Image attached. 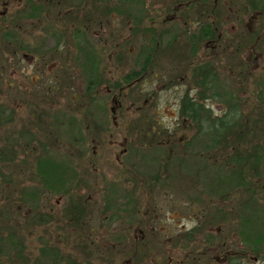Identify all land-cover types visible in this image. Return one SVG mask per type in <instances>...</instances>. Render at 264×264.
I'll return each mask as SVG.
<instances>
[{"label": "rangeland", "instance_id": "obj_1", "mask_svg": "<svg viewBox=\"0 0 264 264\" xmlns=\"http://www.w3.org/2000/svg\"><path fill=\"white\" fill-rule=\"evenodd\" d=\"M200 10L186 43L183 14ZM146 52L127 86L85 92L91 71L126 83ZM206 64L200 111L236 109L238 152L215 162L178 108ZM244 251L235 264H264V0H0V264H212Z\"/></svg>", "mask_w": 264, "mask_h": 264}, {"label": "trees", "instance_id": "obj_2", "mask_svg": "<svg viewBox=\"0 0 264 264\" xmlns=\"http://www.w3.org/2000/svg\"><path fill=\"white\" fill-rule=\"evenodd\" d=\"M194 12V11H193ZM8 35L6 34L5 37L6 39ZM9 39V38H8ZM189 55L191 56L193 54V52H188ZM147 62H149V54L148 52H146L144 54V59H143V64H141V66L139 67L138 71L135 70H131L130 72H128L126 75H124L122 77V82H126L124 84H121L120 81H112L110 79L106 80L104 83H102L103 80V76L101 75L102 79L98 80V76L99 73L98 71H91L92 73L87 77V82H86V86L85 92H89L90 89L93 88V86H96L95 88V92H97L103 85H105V89H106V94H108L107 92H112L113 90H115L116 88L121 89L124 86H127V83L130 82L131 79H135V77L137 78L141 73H143L150 64H147ZM95 67H91V70H94ZM208 68L209 66L206 64V66L204 67L203 71L201 72V77H193V84L194 86H192L193 88H196L197 90H199V92H197L196 96H192L188 93V91L186 90L185 93L181 96L180 99V103H179V114L180 116L185 119L188 120L189 123L191 124V126H193L194 131L196 128V133H202L203 135H205L208 137L210 144H206V148H210L209 149V156H210V162H215L217 158L221 157V151L223 150H231L232 147H234V149L238 152V150L236 149L237 147L230 143V141H228L227 139V135L229 136V132H230V127L229 124L231 123V121L234 119V116L236 115V109H225L223 111V114L220 117H213L211 116L210 113H208V111H203L201 112V107L203 106L202 102L204 100L205 94L204 92L200 91V87L201 90L205 91L207 89H211L214 87V82L210 81L209 83H207L208 79ZM211 78L213 79V76L210 74ZM138 93H140V91H137ZM201 106V107H200ZM204 108V107H203ZM204 121V122H203ZM188 123V122H186ZM237 124V122L232 123V126H235ZM159 124H157L156 126H158ZM164 129V127H160V129ZM232 128V127H231ZM230 129V130H229ZM193 131V133H194ZM159 133V131H158ZM192 133V135H193ZM146 137L150 138V135L147 133L145 134ZM152 136V135H151ZM184 142H187L189 139V136L186 135L184 138ZM207 141V140H206ZM191 142V141H188ZM215 149V150H213ZM214 151V152H212ZM46 161L42 160L41 163L38 162V173L41 174L43 172V169H45V165ZM165 164V163H164ZM41 171V172H40ZM243 184V181H241ZM239 184L241 185V183L239 182ZM222 217H224V214H221ZM220 224H222V222H220ZM203 223L197 224L195 226L192 227L191 231L186 232L187 236H191L192 232H194V227L196 228V232H202V227ZM235 226V227H234ZM232 230H229L231 233H234L232 231H238L239 234H242V227H237L236 225H234ZM219 229V227H218ZM195 233V232H194ZM193 233V234H194ZM219 234V235H218ZM223 234V233H222ZM211 237H215V238H221L220 233H217L215 235H211ZM261 237L260 236H256L254 237L250 244H248V249L249 251L253 252V253H257L259 252V249L257 247V245L260 244V240ZM209 241H211V238L206 239V243L208 244ZM220 244H222L223 246V242L222 238L220 239V241H218ZM251 245V246H250ZM239 256H232V254H229V252H225L222 256V258L220 259H215L213 258L212 264H233L235 262L236 259H241L243 257H245L247 255V253L244 252H240ZM256 254V256H258ZM261 256V255H259ZM264 257V256H262ZM234 261V262H233ZM235 264V263H234Z\"/></svg>", "mask_w": 264, "mask_h": 264}, {"label": "flooded vegetation", "instance_id": "obj_3", "mask_svg": "<svg viewBox=\"0 0 264 264\" xmlns=\"http://www.w3.org/2000/svg\"><path fill=\"white\" fill-rule=\"evenodd\" d=\"M204 15V12L203 10H200V12H191L190 14H183V16H185V19L188 20L190 17H192L193 19L191 21L188 22V27L185 26L183 32H182V35L179 33V36L177 37H180V36H183V40L188 43V39H187V36L192 38L194 35L193 33V29H192V26H194L195 24H197L200 20V17ZM185 20V21H186ZM202 31H203V36H208L209 34H212V29H211V25L208 24V23H203L201 28H200ZM196 45V44H194ZM194 45H191V46H188V52H194V49H195V46Z\"/></svg>", "mask_w": 264, "mask_h": 264}]
</instances>
